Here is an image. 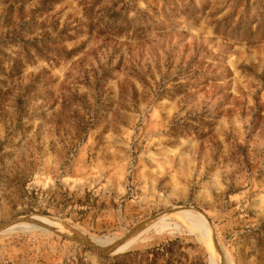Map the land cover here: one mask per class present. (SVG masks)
Returning <instances> with one entry per match:
<instances>
[{"label": "rangeland", "instance_id": "obj_1", "mask_svg": "<svg viewBox=\"0 0 264 264\" xmlns=\"http://www.w3.org/2000/svg\"><path fill=\"white\" fill-rule=\"evenodd\" d=\"M38 2L0 0V223L108 245L189 206L225 264H264V0ZM192 232L163 219L103 256L6 230L0 264H161L144 252L175 238L170 264H208Z\"/></svg>", "mask_w": 264, "mask_h": 264}, {"label": "water", "instance_id": "obj_2", "mask_svg": "<svg viewBox=\"0 0 264 264\" xmlns=\"http://www.w3.org/2000/svg\"><path fill=\"white\" fill-rule=\"evenodd\" d=\"M179 211H189L198 213L201 215V213L189 206H180V207H174L162 212H159L151 217H148L136 225H134L132 228H130L126 233H124L120 238L116 239L112 243L108 245H100L93 240H91L88 236L80 233L70 225L63 223V222H56L49 220V223H44L42 221H39L35 217H41V216H35V215H25V216H18L14 217L8 221H5L3 223H0V234H4L6 230L9 228L19 226V225H27L31 226L34 229H38L44 232H48L51 234H54L61 239L67 240L69 242H72L84 249H87L89 251L95 252L99 255L107 256V255H114L112 254L114 250L119 247L122 243H124L126 240L130 239L134 235L141 232L143 229L147 228L157 220L161 219L162 217L171 215L173 213L179 212ZM44 218V217H42ZM211 244H212V252L214 256V260L217 264H225L223 255L221 254L216 240L211 232L210 234Z\"/></svg>", "mask_w": 264, "mask_h": 264}, {"label": "bare ground", "instance_id": "obj_3", "mask_svg": "<svg viewBox=\"0 0 264 264\" xmlns=\"http://www.w3.org/2000/svg\"><path fill=\"white\" fill-rule=\"evenodd\" d=\"M36 219H38L39 221H42V222H50L49 219L47 218H42V217H35ZM168 218H174L178 221H180L181 223H183L186 228H188L191 232L192 230L194 231V233L201 239L203 240L202 241V244L206 247V249L208 250V253H209V261H208V264H212L211 263V260H212V251H211V248L208 245L211 244V239H210V236H209V233H208V227L205 225V223H201L199 221H195L193 219H191L190 217H188L186 214H183V213H173L171 215H168V216H165V217H162L161 219L157 220L156 222H154L153 224H151L150 226H148L147 228L143 229L141 232H139L138 234L134 235L133 237H131L130 239L126 240L124 243H122L119 247H117L114 252L112 254H115V253H118V252H121L127 248H129L133 242L138 238L140 237L147 229H149L150 227H152L154 224H156L157 222L163 220V219H168ZM53 220V219H52ZM56 221V220H55ZM31 228V226H27V225H19V226H15V227H12V228H9L8 230H25V229H29ZM192 230H191V229ZM193 233V232H192ZM194 234V235H195ZM195 235V236H196ZM196 236L197 239H199L198 237ZM199 239V240H200ZM206 243V244H205ZM100 245H103V244H100Z\"/></svg>", "mask_w": 264, "mask_h": 264}, {"label": "trees", "instance_id": "obj_4", "mask_svg": "<svg viewBox=\"0 0 264 264\" xmlns=\"http://www.w3.org/2000/svg\"><path fill=\"white\" fill-rule=\"evenodd\" d=\"M55 0H39L37 7L35 9L36 12L42 14V12H48L51 8V4ZM69 38V37H66ZM179 239L175 238L171 241H168L164 244H158L152 250H146L144 253H150L154 259H160L161 264H170L171 257L173 255L174 249L179 248ZM135 252L133 251H126L115 256L116 264H125L126 260L131 257Z\"/></svg>", "mask_w": 264, "mask_h": 264}]
</instances>
